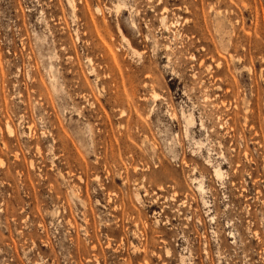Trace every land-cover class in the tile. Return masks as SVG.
I'll return each instance as SVG.
<instances>
[{
  "label": "rangeland",
  "instance_id": "obj_1",
  "mask_svg": "<svg viewBox=\"0 0 264 264\" xmlns=\"http://www.w3.org/2000/svg\"><path fill=\"white\" fill-rule=\"evenodd\" d=\"M0 264H264V0H0Z\"/></svg>",
  "mask_w": 264,
  "mask_h": 264
},
{
  "label": "bare ground",
  "instance_id": "obj_2",
  "mask_svg": "<svg viewBox=\"0 0 264 264\" xmlns=\"http://www.w3.org/2000/svg\"><path fill=\"white\" fill-rule=\"evenodd\" d=\"M159 1V0H158ZM158 3V2H157ZM211 8V7H210ZM163 10H165V8L163 9ZM210 10V9H209ZM162 12V11H161ZM165 12V11H164ZM185 22H186V20H185ZM160 25L164 28V30H167L168 29V27L166 26V22H165V20H164V18H161L160 19ZM165 49H166V47H165ZM235 60H237V59H235ZM201 63V62H200ZM148 76V75H147ZM156 97H157V95L155 94V96H154V98H155V100H156ZM221 105V104H220ZM173 117H174V114H173ZM192 123H193V119H192V117L189 115V117H187L186 118V124L188 125V126H190V125H192ZM7 126V125H6ZM6 128H8V131H9V133H12V130H11V128L9 127V126H7ZM231 130V129H230ZM214 175H215V177H217V178H222V175H223V173H222V170H221V168L220 167H218V166H216V167H214ZM197 189L200 191V192H202V193H204V188H203V185H202V182L201 181H198V186H197Z\"/></svg>",
  "mask_w": 264,
  "mask_h": 264
}]
</instances>
